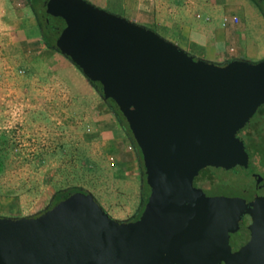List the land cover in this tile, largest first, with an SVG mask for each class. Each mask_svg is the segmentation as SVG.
Segmentation results:
<instances>
[{
  "label": "water",
  "instance_id": "water-1",
  "mask_svg": "<svg viewBox=\"0 0 264 264\" xmlns=\"http://www.w3.org/2000/svg\"><path fill=\"white\" fill-rule=\"evenodd\" d=\"M45 12L65 20L55 47L125 119L148 194L133 220L83 191L35 216H0V264H264V195L248 203L194 185L206 168L247 167L236 134L264 103V57L195 58L85 0H46ZM234 228L222 254L218 238Z\"/></svg>",
  "mask_w": 264,
  "mask_h": 264
},
{
  "label": "crops",
  "instance_id": "crops-1",
  "mask_svg": "<svg viewBox=\"0 0 264 264\" xmlns=\"http://www.w3.org/2000/svg\"><path fill=\"white\" fill-rule=\"evenodd\" d=\"M148 11V27L195 58L223 64L231 59L256 62L264 57V18L251 0H149ZM17 69L32 73L17 74ZM45 71L65 89L71 110L83 114L91 128L88 137L97 140L109 165L115 164L119 186L131 196L128 207L134 208L141 193L140 163L105 100L65 55L43 44L24 0H0V86H7L0 87V93L41 95L43 89L37 85L43 82Z\"/></svg>",
  "mask_w": 264,
  "mask_h": 264
},
{
  "label": "rangeland",
  "instance_id": "rangeland-1",
  "mask_svg": "<svg viewBox=\"0 0 264 264\" xmlns=\"http://www.w3.org/2000/svg\"><path fill=\"white\" fill-rule=\"evenodd\" d=\"M85 1L149 28V0ZM18 73L32 72L17 69ZM50 79L45 71L43 82L37 85L43 92L36 97L0 93V213L33 215L50 206L54 188L79 187L93 193L112 218L130 220L140 207L141 194L137 206L128 207L131 196L120 188L115 164L109 165L97 140L88 137L91 128L82 113L71 110L65 89ZM258 170L264 173L263 168ZM203 171L213 176V182L200 180L198 184L208 195L243 196V190L254 185L249 170L240 166Z\"/></svg>",
  "mask_w": 264,
  "mask_h": 264
},
{
  "label": "trees",
  "instance_id": "trees-1",
  "mask_svg": "<svg viewBox=\"0 0 264 264\" xmlns=\"http://www.w3.org/2000/svg\"><path fill=\"white\" fill-rule=\"evenodd\" d=\"M255 6L258 8L260 13L262 14L264 18V2L261 0H251ZM25 4L29 6L31 9L37 26L40 31L41 40L43 44L47 48L58 50L55 45V39L57 35L59 34V31L64 26L65 20L60 17H54L50 16L45 12V2L46 0H24ZM74 17V15H73ZM59 51V50H58ZM90 84L93 86V88L101 95V89L100 85L97 82L89 81ZM105 103L107 104L108 108L111 110L113 115L115 116V119L121 129L125 132L127 137L129 138L140 163V169H141V204L137 211V213L131 218L130 220H133L138 217L139 213L141 212V209L143 207V204L146 200L147 194H148V187L144 182L143 178V168L141 163V157L139 150L134 143L132 136L130 134V131L128 129L127 123L123 116L121 115L120 111L114 104V102L110 99H105ZM253 117L249 119V121L237 131V136L240 139H243L244 148L246 150L249 149L248 158H249V170L253 169H264V103L261 104L255 111V113L252 115ZM259 118L262 119L258 124L256 121L259 120ZM256 159H258V164L260 167H258L255 164ZM243 168V167H242ZM260 171V170H258ZM264 171V170H263ZM196 180H206L209 183L213 182V176L209 174V172L201 171L199 173V176L196 178ZM75 191H83L87 192L86 190L79 188V187H69L65 189H58L54 192L51 204L47 208L51 207L53 204H55L57 201L61 200L62 198L66 197L72 192ZM45 208V209H47ZM35 216V215H34Z\"/></svg>",
  "mask_w": 264,
  "mask_h": 264
},
{
  "label": "flooded vegetation",
  "instance_id": "flooded-vegetation-1",
  "mask_svg": "<svg viewBox=\"0 0 264 264\" xmlns=\"http://www.w3.org/2000/svg\"><path fill=\"white\" fill-rule=\"evenodd\" d=\"M241 140H243V139H241ZM248 166H249V158H248L247 167H245L243 169L249 170ZM248 177H250L252 179L254 185L252 186V188L244 189L243 190V196H239V197H242L246 202L251 203L255 198L264 195V173H262L261 171H258V169L255 168L253 170L248 171ZM198 184H199V180H196L195 186L200 187ZM201 189L204 190L203 188H201ZM206 195H208V194H206ZM209 195H218V194H209ZM247 220H248L247 216L244 215L239 220V226L244 225L247 222ZM238 240H239V236L235 232V228L232 230H229L227 232L222 230V234L218 238L220 252L222 254H227L236 246Z\"/></svg>",
  "mask_w": 264,
  "mask_h": 264
}]
</instances>
